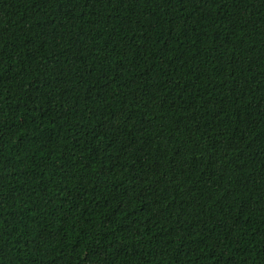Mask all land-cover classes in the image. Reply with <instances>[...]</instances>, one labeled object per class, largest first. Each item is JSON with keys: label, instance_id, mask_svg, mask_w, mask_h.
Instances as JSON below:
<instances>
[{"label": "trees", "instance_id": "16d2710c", "mask_svg": "<svg viewBox=\"0 0 264 264\" xmlns=\"http://www.w3.org/2000/svg\"><path fill=\"white\" fill-rule=\"evenodd\" d=\"M0 264H264V0H0Z\"/></svg>", "mask_w": 264, "mask_h": 264}]
</instances>
